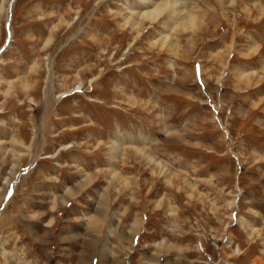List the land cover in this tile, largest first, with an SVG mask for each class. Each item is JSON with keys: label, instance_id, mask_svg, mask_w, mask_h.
Instances as JSON below:
<instances>
[{"label": "rangeland", "instance_id": "rangeland-1", "mask_svg": "<svg viewBox=\"0 0 264 264\" xmlns=\"http://www.w3.org/2000/svg\"><path fill=\"white\" fill-rule=\"evenodd\" d=\"M145 1L0 0V264H264V0Z\"/></svg>", "mask_w": 264, "mask_h": 264}, {"label": "bare ground", "instance_id": "bare-ground-1", "mask_svg": "<svg viewBox=\"0 0 264 264\" xmlns=\"http://www.w3.org/2000/svg\"><path fill=\"white\" fill-rule=\"evenodd\" d=\"M152 1V0H151ZM15 2V1H14ZM13 2V3H14ZM148 2H150V0H147L139 5H137L138 7H144L146 5H148ZM170 3H162V4H159L156 8L152 9V10H147L143 13H138V15L141 17L140 20H141V24L144 23L146 20H149V21H152V20H155L157 18H160L161 16L163 15H172V14H175V17L179 20L181 19L184 20L185 17L187 16H184V15H181L182 13V10H178L180 9V7H177V1H175V3H171L170 5H168ZM135 14V13H134ZM191 20V19H190ZM182 23V22H181ZM190 23V22H189ZM193 22H191L192 24ZM137 23H132L131 24V29H136V25ZM188 25V24H186ZM185 23H182V26H181V29H187L188 26H186ZM193 25V24H192ZM196 25V24H195ZM189 28V27H188ZM11 36V34H10ZM8 43L10 44V40L8 41ZM10 46H7V48L5 50H3L1 53H0V57L1 55L3 54V52H5ZM93 81V80H92ZM95 81V80H94ZM134 152V151H133ZM136 153H138V155H143L146 159H148L149 161H152V158H150V156L147 155V153L144 151V150H141V149H136L135 150Z\"/></svg>", "mask_w": 264, "mask_h": 264}, {"label": "water", "instance_id": "water-1", "mask_svg": "<svg viewBox=\"0 0 264 264\" xmlns=\"http://www.w3.org/2000/svg\"><path fill=\"white\" fill-rule=\"evenodd\" d=\"M3 51V50H2Z\"/></svg>", "mask_w": 264, "mask_h": 264}]
</instances>
